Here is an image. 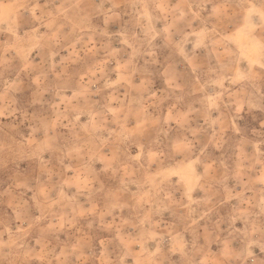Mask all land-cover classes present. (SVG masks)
Listing matches in <instances>:
<instances>
[{
    "label": "rangeland",
    "instance_id": "rangeland-1",
    "mask_svg": "<svg viewBox=\"0 0 264 264\" xmlns=\"http://www.w3.org/2000/svg\"><path fill=\"white\" fill-rule=\"evenodd\" d=\"M0 264H264V0H0Z\"/></svg>",
    "mask_w": 264,
    "mask_h": 264
}]
</instances>
